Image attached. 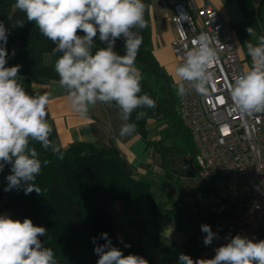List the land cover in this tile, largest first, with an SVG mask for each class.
<instances>
[{
  "label": "clouds",
  "instance_id": "clouds-1",
  "mask_svg": "<svg viewBox=\"0 0 264 264\" xmlns=\"http://www.w3.org/2000/svg\"><path fill=\"white\" fill-rule=\"evenodd\" d=\"M15 7L55 44L52 54L61 53L54 70L71 109L87 119L90 109L97 103L114 104L122 121L119 136L135 133L137 125L130 122L133 113L136 112L139 121L146 112H137L138 109L156 107L148 94H141L142 78L135 64L143 43L140 30L148 27L143 0H16ZM16 26L23 27L24 21L17 20ZM81 31L84 35H78ZM247 31L253 34L251 27ZM97 32L106 47L93 52ZM121 37L123 55L114 50ZM7 41L8 30L0 22V172L5 165H11L4 191L23 184L25 194L33 191L40 194L34 181L42 163L37 150L29 146L30 140L39 142L44 149H51L60 159L63 153L49 138L53 131L47 119L50 94H29L18 80L22 66L6 67ZM213 43L212 36L201 32L191 41L192 47H186L182 62L174 69L175 91L181 98L189 91L200 95H208L209 88L215 91L211 69L217 60V50ZM246 48L251 64L245 71L232 76L226 90L233 110L242 116H251L264 113V35L257 38L256 44L247 42ZM219 102L223 104L224 100ZM223 130L227 132V127ZM49 163V160L43 161L45 166ZM46 231L43 226H35L31 219L21 222L0 214V264H59L53 249L45 247L40 239ZM201 231L206 233L205 246L219 238L210 225H201ZM100 237L106 243L94 248L99 257L97 264H149L142 256L124 255L112 245L108 233H101ZM225 239L228 242L215 249L213 258L193 260L180 253L178 264H264V240L256 241L239 234ZM96 240L92 238L93 244Z\"/></svg>",
  "mask_w": 264,
  "mask_h": 264
},
{
  "label": "trees",
  "instance_id": "trees-1",
  "mask_svg": "<svg viewBox=\"0 0 264 264\" xmlns=\"http://www.w3.org/2000/svg\"><path fill=\"white\" fill-rule=\"evenodd\" d=\"M16 0H0V22L8 30L6 50L9 54L6 67L21 65L18 80L29 94H44L34 90V81H58L54 70L56 60L61 53L52 54L55 44L44 37L34 22L26 20V15L15 7ZM146 6V29L140 30L143 43L136 58V67L141 75V94H148L155 102L154 109L142 108L138 111L146 115L136 120L133 113L130 122L137 125V133L146 140L148 146L159 152L189 154L195 158L196 148L187 128L179 116V100L169 76L160 67L149 48L150 0H143ZM17 20H23L24 26L17 27ZM78 35L84 33L78 32ZM96 49L106 47L99 40V33L94 38ZM124 40L117 39L115 51L124 54ZM13 50L15 55L12 56ZM151 121L157 127V138L148 137ZM52 140V135L49 137ZM41 160L42 167L34 184L40 188V194L33 191L25 194L24 185L7 191L13 212L21 222L31 219L35 226L45 227V236L40 237L45 247L53 249L59 264H97L98 255L94 252L96 245L106 243L100 237L108 233L114 247L124 255L135 254L144 257L149 264H178L180 253L192 256L204 238L191 232L186 244L168 248H159L155 257H148L136 241L118 242L110 225V216L106 210L111 200L147 197L156 214L166 212L183 223L181 215L173 208H165L154 202L149 194L152 186L146 179L134 180L127 176L120 165L117 152L106 147H97L87 143H74L60 149L63 158L53 154L51 149H44L37 141L30 140ZM49 160L48 165H43ZM6 177L11 174V165L4 167ZM96 237V244L92 238ZM125 245H131L126 247ZM255 264V262H254Z\"/></svg>",
  "mask_w": 264,
  "mask_h": 264
},
{
  "label": "crops",
  "instance_id": "crops-1",
  "mask_svg": "<svg viewBox=\"0 0 264 264\" xmlns=\"http://www.w3.org/2000/svg\"><path fill=\"white\" fill-rule=\"evenodd\" d=\"M194 3L198 7L210 3L227 21L245 71L251 64L246 43L256 44L257 38L264 35V20L258 18L261 13L264 14V0H194ZM172 15L173 9L166 0H150L149 48L160 67L174 80V69L178 62L171 49V41L175 36ZM249 27L253 29L252 35L247 31ZM32 87L50 94L47 119L53 128L52 141L60 149L74 143H87L114 150L120 156V165L125 174L134 180L150 181L152 186L149 194L154 202L175 209L183 220L181 223L166 212L156 214L150 199L144 196L111 200L106 210L118 242L136 241L145 254L152 258L159 248L186 244L191 232L201 239L205 237L201 225H210L207 213L200 211L195 214L191 210V200L208 190L207 182L197 175L194 157L159 152L148 146L137 132L130 136H119L122 121L114 104L97 103L90 109L88 118L83 119L71 109L58 81H34ZM150 125L153 127L148 129V137L155 139L157 127L153 121ZM4 189L3 170L0 172V214L20 220L13 212Z\"/></svg>",
  "mask_w": 264,
  "mask_h": 264
},
{
  "label": "built area",
  "instance_id": "built-area-1",
  "mask_svg": "<svg viewBox=\"0 0 264 264\" xmlns=\"http://www.w3.org/2000/svg\"><path fill=\"white\" fill-rule=\"evenodd\" d=\"M166 2L173 9L171 49L178 64L201 32L213 37L217 50L211 69L215 91L209 88L208 95L189 91L183 98L178 96L180 119L196 148L197 175L208 184L205 193L191 200V210L206 212L219 237L209 246L202 240L199 252L191 257L210 259L216 248L228 242L226 237L239 234L264 240V113L242 116L231 106L226 85L243 67L232 31L218 10L210 3L198 7L194 0Z\"/></svg>",
  "mask_w": 264,
  "mask_h": 264
},
{
  "label": "rangeland",
  "instance_id": "rangeland-1",
  "mask_svg": "<svg viewBox=\"0 0 264 264\" xmlns=\"http://www.w3.org/2000/svg\"><path fill=\"white\" fill-rule=\"evenodd\" d=\"M258 18L262 21V20H264V14H260L259 16H258ZM170 80H171V83H172V85L174 86V88H175V83H174V80H173V78H170ZM152 125H150L149 126V129H152ZM21 221V220H20Z\"/></svg>",
  "mask_w": 264,
  "mask_h": 264
}]
</instances>
